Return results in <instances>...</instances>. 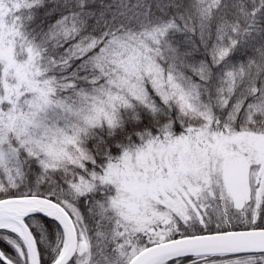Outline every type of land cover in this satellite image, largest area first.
Returning a JSON list of instances; mask_svg holds the SVG:
<instances>
[{
    "label": "snow or ice",
    "instance_id": "1",
    "mask_svg": "<svg viewBox=\"0 0 264 264\" xmlns=\"http://www.w3.org/2000/svg\"><path fill=\"white\" fill-rule=\"evenodd\" d=\"M0 264H264V0H0Z\"/></svg>",
    "mask_w": 264,
    "mask_h": 264
}]
</instances>
